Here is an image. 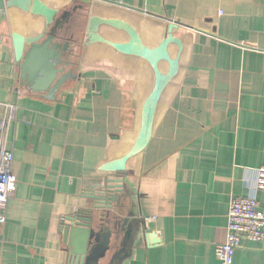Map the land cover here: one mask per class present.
I'll use <instances>...</instances> for the list:
<instances>
[{"label": "crops", "instance_id": "1", "mask_svg": "<svg viewBox=\"0 0 264 264\" xmlns=\"http://www.w3.org/2000/svg\"><path fill=\"white\" fill-rule=\"evenodd\" d=\"M66 11L75 77L51 100L20 63ZM0 102L17 180L0 264H70L72 217L112 231L98 264H220L231 197L264 212V0H6ZM109 180L122 191L106 214ZM234 264H264V239Z\"/></svg>", "mask_w": 264, "mask_h": 264}, {"label": "water", "instance_id": "2", "mask_svg": "<svg viewBox=\"0 0 264 264\" xmlns=\"http://www.w3.org/2000/svg\"><path fill=\"white\" fill-rule=\"evenodd\" d=\"M6 0H0V11L5 9ZM70 13L66 11L58 20L46 37L40 42L31 43L20 63V81L34 92H45L43 96L47 99L55 98V93L69 79L74 78L70 70L66 53H71L70 41L72 37L64 39L60 30L68 21ZM170 39L166 37L165 46ZM114 180L104 184L107 197H102L100 207H104L109 214L111 205L117 200V194L122 191L121 181L114 184ZM98 198V197H97ZM87 220V219H86ZM85 218H68L69 224L64 226V240L69 246L70 264H98L99 259L109 249L111 232L95 231ZM126 224L123 220L121 225ZM109 231V229H108ZM147 236L151 232L146 230ZM150 234V235H149Z\"/></svg>", "mask_w": 264, "mask_h": 264}, {"label": "built area", "instance_id": "3", "mask_svg": "<svg viewBox=\"0 0 264 264\" xmlns=\"http://www.w3.org/2000/svg\"><path fill=\"white\" fill-rule=\"evenodd\" d=\"M0 221H3L9 198L16 188V176L12 171L13 153L5 144V135L11 122L15 121V106L0 102ZM253 191L264 192V165L255 169ZM264 239V212L258 209L255 193L233 196L229 202L227 230L223 242L215 246L220 264H234V255L242 240Z\"/></svg>", "mask_w": 264, "mask_h": 264}]
</instances>
